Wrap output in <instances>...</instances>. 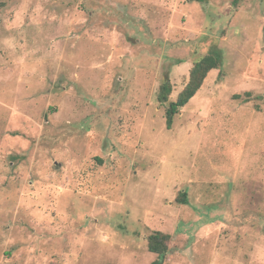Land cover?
Returning <instances> with one entry per match:
<instances>
[{
    "label": "rangeland",
    "instance_id": "374dc122",
    "mask_svg": "<svg viewBox=\"0 0 264 264\" xmlns=\"http://www.w3.org/2000/svg\"><path fill=\"white\" fill-rule=\"evenodd\" d=\"M257 96L264 0H0V264H264Z\"/></svg>",
    "mask_w": 264,
    "mask_h": 264
},
{
    "label": "trees",
    "instance_id": "16d2710c",
    "mask_svg": "<svg viewBox=\"0 0 264 264\" xmlns=\"http://www.w3.org/2000/svg\"><path fill=\"white\" fill-rule=\"evenodd\" d=\"M240 2L241 0H235V4L237 5ZM221 55L219 48L214 47L212 53H209L194 65L190 72L189 81L178 95L176 101L169 102L172 95V87L169 79H166L161 85L158 99L165 108V118L168 129H172L175 118L180 113V110L186 107L202 88L210 71L218 69L221 66ZM234 99L241 100L243 103H250L253 101V94L247 92L244 95H235ZM255 99L264 101V96H257ZM179 202L183 204L187 203V193L182 194V199L179 200ZM171 240V235L160 231L152 232L151 235L147 237L149 251L158 256V259L152 264H165L166 258L170 254L169 244Z\"/></svg>",
    "mask_w": 264,
    "mask_h": 264
}]
</instances>
